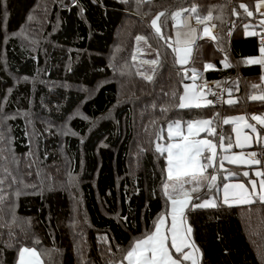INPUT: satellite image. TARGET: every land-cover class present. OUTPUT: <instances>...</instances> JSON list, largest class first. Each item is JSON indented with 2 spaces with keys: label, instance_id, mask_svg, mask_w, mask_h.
Returning <instances> with one entry per match:
<instances>
[{
  "label": "trees",
  "instance_id": "16d2710c",
  "mask_svg": "<svg viewBox=\"0 0 264 264\" xmlns=\"http://www.w3.org/2000/svg\"><path fill=\"white\" fill-rule=\"evenodd\" d=\"M260 1L0 0V119L3 111L13 114L25 109L32 95L29 87L19 85L15 88L23 95H7V72L30 79L44 70L54 79L61 69L66 77H75V86L93 89L86 98L74 90L55 89L49 105L57 121L70 117L76 108L87 120L75 116L68 125L71 135L37 141L42 165L30 169L32 181L22 167L12 174L13 159L2 153L8 146L15 159L30 154L23 119L16 114L0 123V163H5L0 171V264H16L23 247L35 249L42 264L120 261L130 244L151 231L154 220L165 211L166 160L164 153L155 150L159 132L172 121L184 124L215 116L212 137L218 142L224 137V144L231 137L232 145V125L219 121L242 113L247 119L252 113L264 117V101L251 99L262 94V70L246 64L261 49L257 38L261 27L253 24L260 18L255 9ZM193 7L212 19L198 24L192 13H184L198 27H211L215 37L214 41L197 39L189 63L180 67L173 48L168 47L169 43L175 47V21L170 14ZM160 13H165L159 20L163 38L149 27L153 14ZM128 21L132 22L129 46L107 57L119 29ZM229 23L234 25L232 30ZM252 27L255 33L246 35ZM22 29L30 37L27 43L17 34ZM42 36L51 38V46L44 45ZM46 53L48 61L43 57ZM120 62L129 79L123 94L112 69ZM195 73L205 85L214 82L225 87L236 102L178 107L183 85ZM38 88L36 97L47 98L46 89ZM207 98L210 101L211 96ZM6 165H11L9 170ZM239 169L228 164L225 172L236 175L227 179L219 175L218 187L211 190L203 184L187 206L185 218L200 264H264V201L197 206L217 196V188L227 180L244 179L238 177ZM29 182L36 188L30 189Z\"/></svg>",
  "mask_w": 264,
  "mask_h": 264
},
{
  "label": "rangeland",
  "instance_id": "374dc122",
  "mask_svg": "<svg viewBox=\"0 0 264 264\" xmlns=\"http://www.w3.org/2000/svg\"><path fill=\"white\" fill-rule=\"evenodd\" d=\"M255 5H256V7H257V5H262V1L257 2ZM260 7H262V6H260ZM260 7L256 8V10L259 11L258 13H259L260 18L253 21L254 25H257L256 23L262 24V22H264V10L262 12H260V10H259ZM156 17H157V14H153V16L150 20V25H149L150 29L153 30L155 33H156L155 27L152 26L151 22ZM157 23L159 25V21H157ZM131 26H132V22L128 21V22H126V24L121 29H119L117 36L115 37V40H113V46L114 47L113 46L111 47V50L109 51V54H107V57L110 56L111 53H114V54L121 53L125 50V48H127L128 43H126V41L130 35ZM207 27L209 29L208 33L210 36L205 37V39H212L213 40V38L215 37L214 32L212 31L211 27H209V26H207ZM253 33H255L253 27L246 31V35L253 34ZM17 34L25 43H27L28 40L30 39V37L25 33L24 29H22V31L17 32ZM41 40L44 43V45L46 44V45L51 46V38H49L47 36H42ZM139 52H137L136 55H139ZM259 52H260V49H259ZM47 56H48L47 53L43 56L44 60H46V61H48ZM263 56H264V54H262L260 52V57H263ZM140 58L141 57H139L137 59L138 62H140V60H141ZM54 62H56V61H54ZM138 65H142V64L138 63ZM123 66H124V64L122 62H120V65L117 69L112 66L115 77L118 80L117 85H119L118 88H119L121 94H123V90L128 86L127 81H129L128 75L125 74V72L122 69ZM58 67H60V66H57L55 68L53 67L54 73L56 72ZM46 74H44V70L43 71L41 70V71H39V73L36 77L30 78V79H24V78H21V76H18V75L13 76L7 72V76L9 78L10 85L12 84L11 86L9 85V86H7V88H5L7 95H10L12 93H15L16 97L18 96V94H19V96L23 95V93L20 91V89L15 88L16 85H19L20 87L21 86L29 87L31 89L30 92L32 93V95H31V98L28 99V101H27L28 103L26 105V108L25 109L23 108L22 111H21V109H18L16 112H13V114H10L6 111H3L2 112L3 114L1 116L2 118L0 119V123L4 122V120L7 118L16 117V114L19 117H21L23 119L25 125H26L25 127H26V130L28 131L27 134L29 136L28 141L30 142L31 147H30V154L28 156L27 155H25L24 157L22 156L19 160L13 158V156L11 155V153L9 151L8 146L5 147V149L2 151V153H3L4 158L13 159L12 164L14 165V168L11 171L12 174L16 173V171L18 169H20V167H22L23 169H25L24 172H26L24 174V176L29 181H32L33 177H34V174L30 171V169L33 168V166L35 164L42 165V157L38 156L39 152H38L37 141L40 138L41 139L42 138H48L51 135H58L61 137L62 136L65 137L66 135H71L72 132H71V129L68 127V125H69L70 120L73 119V117H75V116L77 118H82V119L87 120L86 117H84L79 112L80 108H78V109L76 108L70 117H68V118L66 117L64 120L57 121V116L55 115V113H53V110H52L51 106L49 105V104H51V102H50V100H52L51 98L54 97V95H55L54 94L55 89L62 87V90H65V91L74 90L76 92L81 93L85 98L87 96H92V92H93L92 91L93 89H90L86 85H85V87L81 86V85L75 86V84L78 82V81H76L75 77L73 75H70L71 77L70 76L66 77V73L61 71V69H59V71H57L56 74H53L54 79H51L49 77V75L48 74L46 75ZM198 78L199 77L197 76L196 73L191 75L188 79V81L190 83L189 84L185 83V87H188L190 89L195 88L197 90V95L200 96L199 103L201 105H208L207 101H209V99L204 94V92L206 90L205 84L203 82H200V80ZM263 79H264V77H263ZM38 87L46 89L44 91H45V94L48 93L47 98H46V95L41 96L39 98L36 97V95L39 93ZM185 87H184V89H185ZM30 92H29V94H30ZM183 94H184V90H183L181 95H183ZM261 95H264L263 91H262ZM256 96H259V95H256ZM27 98H29V96L25 97L24 99L26 100ZM229 100L236 101V98L234 96L230 95V96H227L226 102ZM240 116L245 117L244 121L239 122V127L241 130L240 143L243 145V147H240L236 144V129H237L238 125H237V123L232 122V118L240 117ZM252 116H256V115H252ZM260 117L264 118L263 116H260ZM212 119H213V117H211V118H209V117L201 118L200 117V118H197V120H192L189 122L203 121V120L212 121ZM226 119L229 120L230 121L229 123L232 125L231 136L233 137V144L231 145V147H229V144H224V147L229 149L227 152H224L221 149L220 141L218 142V141H216V139H214L212 137V135L216 129L213 127V123H211L209 125H203V124L195 125V127L193 128V133L195 134L198 132V135H193V136L189 137L190 139L209 140V141H211L212 144L216 145V149H215V151L217 153L216 166L213 168H208L206 170L205 175H207L208 177H211L212 175H216L217 179H219L218 178L219 175H222L223 178L227 179L228 172H225V171L228 168V164H231L233 166H239V167L242 166L243 168L239 172V175L243 174L244 172H248L249 173L248 176H243V175L242 176L245 177V179H248L249 183L246 184L243 179H241L240 181L227 180L226 183L227 184H244L246 186V188L248 189V191L252 192L250 181L255 180V181H257L256 191L259 192L260 191L259 181L262 179V177L256 175V173H258V172L263 173V171L258 166L259 164H252L251 163V160L253 159V157L250 154L253 153V151L255 149L254 146L258 145V143L264 139V132L262 131V130H264V125H261L258 121H254L251 118L247 119V116L243 115V113L238 114L236 116H229L228 115L227 117H225V119L221 120L220 122L223 124ZM177 121H181V120H177ZM246 123L256 125V132L253 133V132H251L250 129L245 128L244 125ZM169 124H167V126L163 130H161V132H159V134L157 135L156 146H157V144H160L162 146H166L168 143L175 142V141L168 139L167 133H168ZM183 128H184L185 135H187L188 133H187V129H186V122L183 124ZM3 131H4V134L7 136L8 131H7L6 127H4ZM245 134H247L249 136V140L247 142H245L243 139ZM158 137H163V138L158 139ZM233 147H234V149H238V150L232 151ZM253 147H254V149L250 150ZM246 149H249V150H246ZM155 150L157 151V147ZM164 154H165V160H166L165 168H164V180H166V177H167V172H166V169H167V153H164ZM205 154L211 155V152L206 151ZM224 155L242 156V158L244 160H247L248 163L245 164V163L238 162L236 164H233L229 161H224L223 167H220L219 158L223 157ZM254 159H257V158L254 157ZM4 165H5V163H3V164L0 163V171L3 170ZM10 166L11 165H8L6 169L9 170ZM65 169L67 170V174H68L70 172L69 167H67ZM44 171L46 172V169H44ZM209 171H211L210 174L208 173ZM229 173H231V172H229ZM231 176H234V175H231ZM37 181H39V180L38 179L34 180V182H37ZM203 184L207 185V181H204L201 185H199L198 186L199 189ZM28 185H29L30 189H34L37 186L35 183L33 184L32 182H29ZM192 188L193 187H190V186L187 187L186 186V191H188L190 193V195L193 199V193L194 192L192 191ZM236 191H239V190H236ZM217 192H218L217 196L212 195L207 199H203L201 201V203H199L198 205L205 203V201H214L216 203L217 202L216 200L220 199L219 198L220 196L223 198V184L220 185L219 188H217ZM256 197L260 200L258 195H252L250 197V201H253V199H255ZM180 198H183V197H180ZM189 203H191V200L189 201ZM248 203H250V202H234V201L230 200L229 203L226 205L241 206L242 204H248ZM221 204H225V203H223V200H222ZM208 207H211V206H208ZM164 208H165V211L163 210V212L160 213L158 218H156L154 220V225H156L159 222L161 217L165 218L164 223L160 225V230H161V233H166L169 236V241H168L169 250L172 252L174 258H178L180 256V254L175 253V251L173 249H171V239H170L171 232L169 230L171 229L172 217H171V202L168 199L166 201ZM186 210L187 209L184 210L182 217L177 218V226L181 230L182 234H185V230L187 228H190L188 221H186V218H185L186 217ZM153 231H155L154 226L151 229V231L146 233V235L153 232ZM187 242L191 246L188 248H185L184 251L193 257V260H195V264H200V262H199L200 253H199V250L197 248H195V246L193 245L192 234H190V233H187ZM24 248H26V247H23L22 249H24ZM27 249H33V248H27ZM128 249H129V247L125 250L123 257L126 255V251ZM20 251H21V249L17 252L18 256H17L16 264H19V260H20L19 253H20ZM38 256H39V259L37 260L35 257H30L26 254V256H25L26 264H42L43 262L41 260V256L39 254H38ZM123 257L120 259V261H118L114 264H122V262H123V264H127V261H124ZM193 260H184L182 262V264H193Z\"/></svg>",
  "mask_w": 264,
  "mask_h": 264
},
{
  "label": "snow or ice",
  "instance_id": "6c2138e0",
  "mask_svg": "<svg viewBox=\"0 0 264 264\" xmlns=\"http://www.w3.org/2000/svg\"><path fill=\"white\" fill-rule=\"evenodd\" d=\"M262 5H264V0H262ZM262 5H257L260 7ZM241 8L246 6L241 4ZM184 12H190L194 15L196 22L198 24H204L205 20H211L212 15L209 14L207 17H202L197 8L193 7L186 10L176 11L170 14V19L175 21L176 27V47H173L171 43L168 44V47L173 48V52L176 54V60L180 64L187 62L188 58L191 55V47L189 45L194 43L193 35L196 32L191 26L192 16H183ZM251 16L252 12H247ZM165 15V13H160L155 19L152 20V26L155 27L156 33L163 38L161 32V27L158 25L157 21L160 20V17ZM183 17V19H182ZM165 24L167 21L164 22ZM264 25V22H262ZM186 29V31H185ZM205 34H208L209 29L207 26L204 27ZM138 40L144 39L143 37H137ZM260 52L264 54V47H261ZM155 63V61H153ZM248 63L251 64H264V59L260 60H250ZM151 79V77H147ZM256 87V86H253ZM175 97V93H173ZM178 107H201L206 105H201L199 103L200 96L197 95V90L195 88L185 87L184 94L179 96ZM252 100H261L264 101V95L252 96ZM229 104H233L236 101L229 100ZM211 101H207V104H211ZM252 120L258 121L261 125H264V118L260 116H252ZM245 117H235L232 118V122L237 123L238 127L236 129V144L240 147L243 145L240 143L241 130L239 127V122L244 121ZM229 120H225L224 123H229ZM197 124L209 125L211 121H195V122H186L187 135L184 133L183 122L181 121H172L168 126V139L175 141L168 143L166 146L157 144V151L167 153V177L166 182L163 185V190L168 200L171 202V249L175 253H179L178 258H174L172 252L169 250L168 241L169 236L166 233H161L160 225L164 223V217H161L159 222L154 225L155 231L147 234L144 237L135 239L129 246V249L126 251V255L123 257L124 261H127V264H182L184 260H193V257L184 251L185 248L190 247L191 245L187 242V233L191 232L190 228L185 230V234L181 233V230L177 226V218L182 217L184 210L187 208L189 201L191 200V195L186 191V185H196L193 187L192 191H199V185L204 181H207V187L211 190L216 185L217 176L212 175L208 177L205 175L208 168H213L217 163V153L215 151L216 145L212 144L209 140H200V139H190V136L198 135L193 133V128ZM245 128L250 129L251 132H256V125L246 123ZM215 134V133H213ZM163 137H158V139ZM228 144L231 147L232 138L228 137ZM244 141L249 140L247 134L243 137ZM220 147L224 152H227L229 149L224 147V137H219ZM206 151H210L211 155H206ZM253 159L251 160L252 164H259L260 161L254 159L255 153L250 154ZM224 161H229L233 164L238 162L248 163L247 160H244L242 156H228L224 155L219 158V165L223 167ZM229 175H236V173H229ZM243 176H248V172H244ZM256 175L261 176L262 179L259 181L260 191L257 192V181H250L252 192H249L244 184H223V203L228 204L230 200L234 202H251L250 197L252 195H258L261 201H264V173H256ZM239 190V191H236ZM177 197V198H173ZM183 197V198H179ZM199 199V197H197ZM198 207H215L214 201H205V203L197 205ZM26 254L30 257H35L39 259L38 254L34 249H21L19 253V264H26L25 256ZM123 264V262H122ZM195 264V260H193Z\"/></svg>",
  "mask_w": 264,
  "mask_h": 264
},
{
  "label": "crops",
  "instance_id": "0c3cea01",
  "mask_svg": "<svg viewBox=\"0 0 264 264\" xmlns=\"http://www.w3.org/2000/svg\"><path fill=\"white\" fill-rule=\"evenodd\" d=\"M256 6V5H255ZM257 8V7H256ZM255 8V9H256ZM262 9H264V5H262V7H260L259 8V10H260V12H262L263 10ZM183 16H190V15H188V14H186V13H183ZM182 19H183V17H182ZM190 23H191V26L194 28V29H196V32L194 33V35H193V40H194V42H196V40L198 39H205V37H208V36H210L209 35V33L208 34H205V32H204V28H200V27H198V25H196L195 24V22L191 19V21H190ZM174 38L172 39L173 41H174V46L176 47L177 45L175 44V40H176V27H175V24H174ZM185 31H186V29H185ZM208 40V39H207ZM194 45V43L193 44H191V45H189V47H191V49H192V46ZM190 57H191V55H190ZM190 57L188 58V60H187V62L186 63H184V64H180V67L181 66H184V65H187L188 63H189V60H190ZM253 59H255V60H260V59H264V56L263 57H260V53H259V55L257 56V57H251L250 59H248L247 60V65H250L251 63H248V61H250V60H253ZM254 65H258V66H260V68H261V70H262V76L260 77V79L262 80V82H263V90H261V93H262V91H263V93H264V79H263V77H264V64H254ZM184 87H185V84L183 85V90H184ZM182 94V93H181ZM261 95V94H260ZM181 96V95H180ZM207 106V105H206ZM203 107V106H202ZM249 119V118H248ZM263 132H264V130H262ZM264 145V139L263 140H261L259 143H258V145H255L254 147H256L257 146V148L258 147H261V146H263ZM254 147L253 148H251V150L252 149H254ZM233 166V165H232ZM236 167H239V166H236ZM241 169L243 168L242 166L240 167ZM241 169H239L238 170V172H240L241 171ZM228 172V174H227V176L229 175V171H227ZM238 175V177H242V178H244L243 180H244V182L246 183V184H248L249 182H248V179H245V177H243L242 176V174L241 175H239V174H237ZM230 180H232V179H230ZM241 179H239V180H232V181H240ZM226 183V182H225ZM224 184V183H223ZM173 198H176V197H173ZM220 199H217L218 201H220V203L222 202V200H223V198L220 196L219 197ZM257 198V197H256ZM255 198V199H256ZM216 200V201H217ZM191 201H192V198H191ZM190 204V203H189ZM188 204V205H189ZM226 205V204H225ZM187 209V208H186Z\"/></svg>",
  "mask_w": 264,
  "mask_h": 264
},
{
  "label": "built area",
  "instance_id": "2783aa9c",
  "mask_svg": "<svg viewBox=\"0 0 264 264\" xmlns=\"http://www.w3.org/2000/svg\"><path fill=\"white\" fill-rule=\"evenodd\" d=\"M229 28L232 29L233 25L229 24ZM258 44L263 47L264 46V30L261 32V34L258 36ZM207 89L209 95H211V101L214 106L220 105L223 103L224 100V91L225 88H220L217 87L214 82H210L207 84ZM255 157L257 160L260 161L259 166L261 167L262 170H264V146L260 150L255 151Z\"/></svg>",
  "mask_w": 264,
  "mask_h": 264
}]
</instances>
